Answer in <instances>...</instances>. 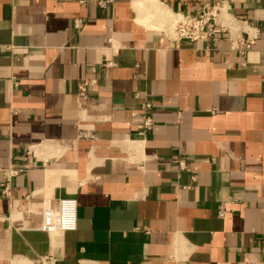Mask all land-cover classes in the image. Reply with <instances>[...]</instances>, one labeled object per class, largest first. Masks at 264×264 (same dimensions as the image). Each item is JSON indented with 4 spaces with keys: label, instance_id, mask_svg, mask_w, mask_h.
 Returning a JSON list of instances; mask_svg holds the SVG:
<instances>
[{
    "label": "crops",
    "instance_id": "0c3cea01",
    "mask_svg": "<svg viewBox=\"0 0 264 264\" xmlns=\"http://www.w3.org/2000/svg\"><path fill=\"white\" fill-rule=\"evenodd\" d=\"M98 1L0 0V264H258L264 0H225L243 54L167 29L215 0ZM61 198L76 228L38 229Z\"/></svg>",
    "mask_w": 264,
    "mask_h": 264
},
{
    "label": "built area",
    "instance_id": "2783aa9c",
    "mask_svg": "<svg viewBox=\"0 0 264 264\" xmlns=\"http://www.w3.org/2000/svg\"><path fill=\"white\" fill-rule=\"evenodd\" d=\"M100 5L111 3V0H100ZM229 4L225 0H215L202 4L196 13H172L170 34L177 40H217L218 38L226 39L231 44V49L243 54L249 50L256 39V35L250 32V28L233 26L240 23L242 19L234 17L230 10ZM75 27H80V21H75ZM110 44L112 41H109ZM112 48V45H111ZM105 63L104 66H108ZM90 80L89 84H93ZM87 84L79 85L78 95L82 101L88 98ZM151 108V101L146 99L142 104V111L138 116L137 127L141 131L149 130L153 126V120L147 111ZM31 154L28 148L24 155L28 159ZM20 166L27 167L23 163ZM9 175H14L18 171V165H11ZM9 179L7 178V182ZM8 185L4 191H8ZM224 210L221 208L219 215L223 216ZM41 222L38 229L46 233H61L72 231L76 228V201L72 198H61L56 208L43 205L41 212ZM261 259L258 264H264V239L260 246Z\"/></svg>",
    "mask_w": 264,
    "mask_h": 264
},
{
    "label": "bare ground",
    "instance_id": "6f19581e",
    "mask_svg": "<svg viewBox=\"0 0 264 264\" xmlns=\"http://www.w3.org/2000/svg\"><path fill=\"white\" fill-rule=\"evenodd\" d=\"M144 1H146V0H144ZM152 1V0H151ZM154 3V2H153ZM134 5H135V7H136V9L138 10V13H140V6L142 5V0H134ZM156 5V4H155ZM154 5V6H155ZM152 6V5H151ZM153 7V6H152ZM149 13V12H148ZM171 17H172V15L171 16H169V18H168V20H166V23L168 24V27H167V29H169L170 28V26H171ZM165 25V24H164ZM166 28V27H165Z\"/></svg>",
    "mask_w": 264,
    "mask_h": 264
}]
</instances>
